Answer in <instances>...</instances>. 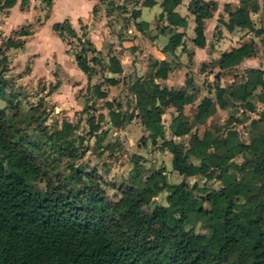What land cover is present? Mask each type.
<instances>
[{
  "label": "trees",
  "instance_id": "obj_1",
  "mask_svg": "<svg viewBox=\"0 0 264 264\" xmlns=\"http://www.w3.org/2000/svg\"><path fill=\"white\" fill-rule=\"evenodd\" d=\"M14 2L0 1V7H10ZM188 8L194 15L193 43L201 47L203 20L211 16L215 3L194 0ZM224 9L228 19L223 25L232 30L244 27L248 14L255 13L258 5L238 0L234 9ZM52 29L79 43L74 53L76 66L87 77L93 74L98 60L93 56L87 59L86 52L98 56L99 52L91 48L89 41H81L67 20L53 24ZM180 38V34L171 35L164 49L178 46ZM253 54L252 45L243 43L222 53L217 66L224 69ZM6 62L0 49V100L16 96H7L5 91L11 88L9 79L3 76ZM108 70L121 72L116 58H108ZM153 75L164 78L166 63L159 62ZM104 80L109 85L116 83L112 78ZM256 89L259 92L254 94ZM129 90L150 143L161 139V149L172 156V170L182 178L196 174L200 182L190 184L182 179L169 184L160 169L142 177V166L136 160L127 177L111 185L116 195L110 199L95 167L69 165L66 177L48 174L41 158L44 152H35L38 143L27 139L14 123L17 113L7 114L0 108V264H264V132L258 131L255 136L252 133L247 144L228 132L220 134V130H205L199 139L194 133L189 142L197 141L195 146L174 143L164 138L160 117L170 102L183 100L184 91L156 86L148 91L140 79ZM222 94L216 87L214 101L203 98L198 111L209 115L215 105L222 108ZM231 94L247 110L253 109L254 98L264 103L262 71L247 69L243 80L231 88ZM108 117L112 126L123 122L110 108ZM231 118L225 124H230ZM263 119L250 121L251 129L257 130V123ZM99 128L98 122L87 125L96 143L105 135ZM168 129L181 137L190 131L191 124L179 113L171 118ZM73 130L74 126L63 120L51 133L54 139L47 138L61 157L80 156L67 141ZM36 179L43 182V193L34 189L32 182ZM209 181L217 182L219 188L207 187ZM162 191L166 192V204L146 212L144 207Z\"/></svg>",
  "mask_w": 264,
  "mask_h": 264
},
{
  "label": "crops",
  "instance_id": "obj_2",
  "mask_svg": "<svg viewBox=\"0 0 264 264\" xmlns=\"http://www.w3.org/2000/svg\"><path fill=\"white\" fill-rule=\"evenodd\" d=\"M144 1H151L152 4L145 5ZM192 1L15 0L10 7H0V49L6 57L8 69L4 79L12 78V90L32 91L36 94L34 98H41L55 106L53 111L57 109L60 117L62 115L61 118L72 125L75 115L87 109H83L85 104H93L91 107L96 109L100 106L97 116L105 118L110 108L123 120L119 126H112L109 117L107 121V126L117 130L116 143L123 149L122 156L126 155V151L138 159L148 155L155 157L159 152L167 154L169 168L160 170L167 180L174 175L175 181L168 183L176 184L183 178L172 170L171 154L161 149V139L150 143L148 133L136 116L134 95L129 90L135 80H144L148 91L155 86L184 91L183 100L180 103L170 102L160 117L164 138L174 143L195 146L197 141L189 142L194 133L199 139L205 130H220V134L228 132L239 142L247 144L253 134L264 132V119L257 123V130L251 129L249 124L264 116V103L254 98L251 100L253 109L247 110L231 94V88L243 80L247 69L261 70L264 79V0H251L258 5L257 11L248 14L244 27L232 30L223 25L228 19L224 7L232 10L238 6V0H199L215 3L211 16L203 20L204 43L201 47L193 43L194 15L188 8ZM133 12L137 13L135 17L131 15ZM64 20L68 21L81 41H89L91 48L99 52L96 66H101L102 70L95 69L89 77L79 70L74 61L79 43L74 38L60 36L52 29L53 24ZM137 23L138 28L135 27ZM173 34L181 35L180 43L172 50H165L168 38ZM243 43H250L254 54L242 58L233 66L219 69L217 61L221 54ZM92 56V53L86 52L87 59ZM109 57L118 60L119 74L108 70ZM159 62L166 63L164 78L153 75ZM105 78H112L116 83L109 85ZM91 86L94 87L93 92ZM216 87L223 91L221 97L225 105L222 108L215 105L209 115L199 112L197 105L203 98L214 101ZM100 92L103 97L96 96ZM258 92L259 89H256L254 94ZM113 94L116 97L110 98ZM91 96L93 99H89ZM120 98L127 99V102L122 103ZM95 102L101 103L94 105ZM107 102L108 105L105 104ZM179 113L183 120L191 124L190 131L181 137L172 135L168 129L171 118ZM214 116L221 118L219 127H212ZM229 117H232L231 123L225 124ZM131 127L134 132L129 133ZM183 138H186L185 141ZM100 150L102 153L107 151ZM113 156L117 154L113 153ZM142 158L139 163L144 169ZM154 199L157 200V197L154 196Z\"/></svg>",
  "mask_w": 264,
  "mask_h": 264
},
{
  "label": "rangeland",
  "instance_id": "obj_3",
  "mask_svg": "<svg viewBox=\"0 0 264 264\" xmlns=\"http://www.w3.org/2000/svg\"><path fill=\"white\" fill-rule=\"evenodd\" d=\"M79 50V46L77 45L75 52ZM94 58L98 59V55L96 53H92ZM94 65V64H92ZM97 70H102L101 66L94 65ZM104 69V68H103ZM8 69L3 74H8ZM11 82L12 78H8ZM11 79V80H10ZM98 84V83H94ZM92 92L94 91V87L91 86ZM6 93L8 95H16L10 99L4 97L3 100H0V108H4L7 114H10L12 111L17 113L16 118L13 120L17 125L18 129L21 133L25 135V137L31 140L33 143H38L39 149L35 152L38 154L44 152L43 157L44 164L48 171V174L58 173L61 176H67L69 173V165L73 168L83 167L84 169L94 168L103 176L102 181L105 185L104 191L108 198L112 199L115 194V189L111 187V185H118L121 180L127 177V171L133 166V163L139 162V159L131 152L126 151V155L122 156V147L116 143V131L114 128L107 126L108 117L97 116L98 109L92 108L88 105H84L83 109L87 107L84 111H80L79 114L75 115V118L72 119V123L74 126V130L69 134L67 141H69L70 146L75 150V152H79L80 156L76 158H68L59 156V152L54 150V145L47 142V138L54 139V136L51 134L55 129L60 128L61 121H63L62 115L58 114V110L53 111L55 106H51L40 98H34L36 95L32 91H24V90H12L11 88H5ZM113 94L110 96H114ZM120 97V96H118ZM126 98V95H124ZM43 98V97H42ZM89 99H93L91 96ZM88 99V100H89ZM122 103L127 102V99L120 98ZM39 102L37 103V101ZM114 103H118V101L113 100ZM36 103V104H35ZM101 103V102H95ZM98 105V104H97ZM58 117L56 118L55 116ZM98 118V119H97ZM220 116H214L213 126H218L220 122ZM98 122L100 127H103L104 136L100 142L96 143L93 134H89L87 131V125ZM106 123V124H105ZM199 127V124H198ZM201 129V128H199ZM101 130V131H102ZM129 133L134 132L133 127L128 129ZM184 141L186 138H183ZM141 141V140H139ZM138 141V142H139ZM56 144V142H54ZM100 149L107 150L105 153H102ZM125 152V151H124ZM92 153V154H91ZM113 153H116L117 156H113ZM148 154V152L146 153ZM150 154V153H149ZM59 156V157H58ZM142 162H144V169H142V176H146L154 170L157 169H168L169 168V157L167 154H163L161 152L157 153L155 157H149V155L145 158H142ZM141 161V160H140ZM8 164H11V160L8 159ZM139 165V164H138ZM169 171V170H167ZM170 173V172H169ZM164 177V176H163ZM166 183H170L175 181V176H169L167 180L165 177L163 179ZM185 182L192 180L194 182H200V178L198 175L193 174L187 178H183ZM202 181V180H201ZM190 183V182H189ZM34 189L38 193L44 192V184L38 179L32 182ZM209 188H219V184L214 181H209L206 183ZM166 192H160L156 197L157 200H152V203H149L144 207L146 212H150L154 207H158L161 205H165V197Z\"/></svg>",
  "mask_w": 264,
  "mask_h": 264
},
{
  "label": "water",
  "instance_id": "obj_4",
  "mask_svg": "<svg viewBox=\"0 0 264 264\" xmlns=\"http://www.w3.org/2000/svg\"><path fill=\"white\" fill-rule=\"evenodd\" d=\"M216 77H217V75H216ZM193 183V181H190V184H192Z\"/></svg>",
  "mask_w": 264,
  "mask_h": 264
}]
</instances>
